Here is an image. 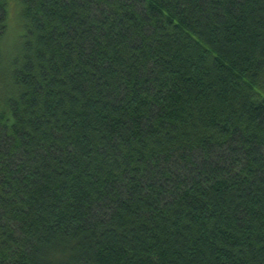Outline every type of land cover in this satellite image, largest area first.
I'll list each match as a JSON object with an SVG mask.
<instances>
[{"label":"trees","instance_id":"16d2710c","mask_svg":"<svg viewBox=\"0 0 264 264\" xmlns=\"http://www.w3.org/2000/svg\"><path fill=\"white\" fill-rule=\"evenodd\" d=\"M70 3L0 0V264H264V0Z\"/></svg>","mask_w":264,"mask_h":264},{"label":"snow or ice","instance_id":"6c2138e0","mask_svg":"<svg viewBox=\"0 0 264 264\" xmlns=\"http://www.w3.org/2000/svg\"><path fill=\"white\" fill-rule=\"evenodd\" d=\"M65 2L68 3L69 6H71L70 0H65ZM88 3L98 5L99 6L98 14L102 13L104 16L110 15L108 9L119 6V0H88ZM93 23H96V21L94 20ZM101 23H103V22H101ZM104 27L107 28L109 26L104 25ZM118 30L119 29H117V31ZM103 35L106 36L108 39H111V36H109L107 32H104ZM126 91H127V88H124V91L119 92L118 95L123 97V94ZM10 99H11L10 97H6L4 95L3 89H2V87H0V111H3V107H4L5 103H7ZM138 108H139V106H137V109ZM8 135L10 136L11 133H9ZM103 135L106 136L108 139H111V137L107 136V133H103ZM60 139H61V137H57V143H59ZM122 139H123V137H120L119 139H117L114 142V144L109 145L108 147L109 148L115 147V150L117 152L122 153L123 145L120 143V141ZM13 144H14V141H12V140L0 138V172H2L4 170L5 164L9 160V153L11 151H13ZM100 147L104 148L105 146L103 144H101ZM259 155H260L261 159H260L259 163H257L255 165L257 168H260L259 178L256 179L254 182L245 180V184L248 185L249 187H245L244 189L240 190V192H239L240 197L242 199H246L248 201L251 200V196L248 194L249 191H251L252 193H255V191L258 188L261 193H264V146L261 147ZM30 162L35 163V161H30ZM16 163L19 164L21 167L24 166V163L21 160H17ZM54 163H55V161H54ZM236 172L240 175V177L242 179L245 178V171H241L240 169H236ZM133 175H134V173H133ZM129 178L130 177H125L124 183H127V180ZM32 179L36 180L37 177L33 176ZM25 183L27 184V181H25ZM2 188H3V181L0 180V189H2ZM2 196H3V192H2V190H0V220H3V218L6 216V210L4 209V206H3L4 201L2 199ZM207 206L211 207L212 205H211V203H209ZM250 207H251L250 203H243L241 205V209L239 210V212H240V219L238 221L239 223L242 224L244 222V220L247 218L249 213L247 211H245V209H248ZM225 211H227V209H225ZM252 211H259V214H260L261 219H262V224H264V203L257 204L255 206V208H252ZM261 236L264 237V228L261 229ZM3 240H7V237H4ZM152 243L155 244V240H153ZM18 246L19 245H17V247ZM4 247H5V245H4L3 241H0V258L7 259L8 257H6L4 255V252H3ZM261 247L264 248V239H262ZM101 250H103V249H101ZM142 254L152 256L153 260L150 261L149 264H155L156 254L152 253L151 251H146L145 253H142ZM128 255H133V253H128ZM261 260H262V262H264V257H261Z\"/></svg>","mask_w":264,"mask_h":264}]
</instances>
